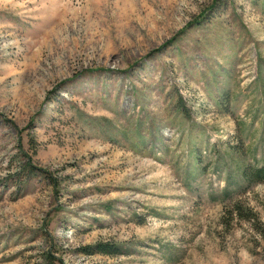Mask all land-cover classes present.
I'll list each match as a JSON object with an SVG mask.
<instances>
[{
    "label": "rangeland",
    "instance_id": "rangeland-1",
    "mask_svg": "<svg viewBox=\"0 0 264 264\" xmlns=\"http://www.w3.org/2000/svg\"><path fill=\"white\" fill-rule=\"evenodd\" d=\"M261 167L264 0H0V264H264Z\"/></svg>",
    "mask_w": 264,
    "mask_h": 264
},
{
    "label": "trees",
    "instance_id": "trees-1",
    "mask_svg": "<svg viewBox=\"0 0 264 264\" xmlns=\"http://www.w3.org/2000/svg\"><path fill=\"white\" fill-rule=\"evenodd\" d=\"M242 177L244 179L250 178V177L254 178L255 180L261 179L264 182V167L254 169L253 172L251 173L248 172V169H244L242 171ZM96 248L98 250L97 251L98 253L106 254V255L112 254L111 249L108 247H105V245H97Z\"/></svg>",
    "mask_w": 264,
    "mask_h": 264
}]
</instances>
